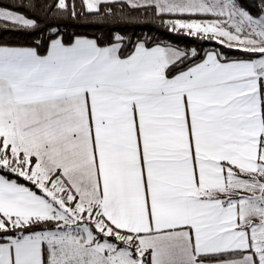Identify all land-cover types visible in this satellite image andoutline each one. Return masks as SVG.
I'll return each instance as SVG.
<instances>
[{
    "label": "snow or ice",
    "instance_id": "obj_1",
    "mask_svg": "<svg viewBox=\"0 0 264 264\" xmlns=\"http://www.w3.org/2000/svg\"><path fill=\"white\" fill-rule=\"evenodd\" d=\"M0 27L33 38L0 42V264H264V0H0Z\"/></svg>",
    "mask_w": 264,
    "mask_h": 264
},
{
    "label": "trees",
    "instance_id": "obj_2",
    "mask_svg": "<svg viewBox=\"0 0 264 264\" xmlns=\"http://www.w3.org/2000/svg\"><path fill=\"white\" fill-rule=\"evenodd\" d=\"M5 5L11 3H18V0H3ZM78 2V0H77ZM17 11L24 12L22 8H16ZM127 9L125 12L127 13ZM132 15L137 16L139 23L129 25L126 29L127 34L129 36L139 37L143 35H151L153 37L159 38L163 42L178 44L180 47H196L199 51L201 47L205 50L207 48H218L217 45L213 41H205V40H195L194 38L188 37H180L172 33H168L167 30L159 25V23H153L152 18L150 16H141L136 13ZM11 28V26H8ZM149 27H151V31L149 32ZM69 34L72 32H76L78 34L86 35L89 37L100 36L102 33H107V28H98V27H80V28H69L67 30ZM32 39L28 37L23 31H5L2 27H0V42L6 43L10 46H32ZM227 51V50H225ZM230 55L237 56L239 53L231 52Z\"/></svg>",
    "mask_w": 264,
    "mask_h": 264
},
{
    "label": "crops",
    "instance_id": "obj_3",
    "mask_svg": "<svg viewBox=\"0 0 264 264\" xmlns=\"http://www.w3.org/2000/svg\"><path fill=\"white\" fill-rule=\"evenodd\" d=\"M210 49H214V48H207L206 50H210Z\"/></svg>",
    "mask_w": 264,
    "mask_h": 264
}]
</instances>
